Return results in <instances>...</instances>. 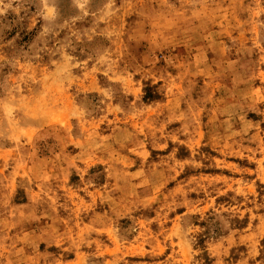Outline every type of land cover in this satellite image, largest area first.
I'll use <instances>...</instances> for the list:
<instances>
[{
  "label": "rangeland",
  "instance_id": "obj_1",
  "mask_svg": "<svg viewBox=\"0 0 264 264\" xmlns=\"http://www.w3.org/2000/svg\"><path fill=\"white\" fill-rule=\"evenodd\" d=\"M0 264H264V0H0Z\"/></svg>",
  "mask_w": 264,
  "mask_h": 264
}]
</instances>
